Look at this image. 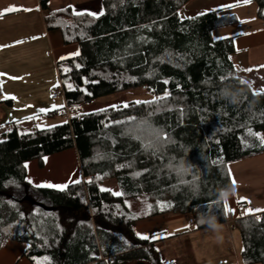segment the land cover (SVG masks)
I'll return each instance as SVG.
<instances>
[{
  "label": "trees",
  "instance_id": "16d2710c",
  "mask_svg": "<svg viewBox=\"0 0 264 264\" xmlns=\"http://www.w3.org/2000/svg\"><path fill=\"white\" fill-rule=\"evenodd\" d=\"M189 1L102 0L98 17L71 8L46 13L47 29L79 46L76 58L58 64L68 108L136 89L155 99L4 134L0 250L8 241L25 243L30 264H165L154 241L135 235L138 220L196 211L198 230L224 223L228 164L264 154V91L253 93L234 69L232 39L213 40L227 20L215 12L179 18ZM255 1L264 21V0ZM66 150L75 153L79 183L58 191L26 181L27 162L42 165ZM107 180L118 196L99 189ZM234 228L242 264H264V212Z\"/></svg>",
  "mask_w": 264,
  "mask_h": 264
},
{
  "label": "crops",
  "instance_id": "0c3cea01",
  "mask_svg": "<svg viewBox=\"0 0 264 264\" xmlns=\"http://www.w3.org/2000/svg\"><path fill=\"white\" fill-rule=\"evenodd\" d=\"M40 1L0 0V11L12 6L17 9L0 16V103L10 109L7 114L14 129L29 118L34 121L27 126L28 130L53 128L55 115L62 112L65 104L62 99H51L59 85L58 64L79 55L77 44L64 45L58 31L47 29L46 13L66 8L96 14L102 11V0H48L46 10L41 8ZM238 2L226 16H218L227 22L213 30L212 36L220 30L224 34L218 40L232 39L234 52L230 61L236 72L257 73L259 80H264V21L257 16L255 0ZM53 105L56 110H51ZM37 119L44 121L40 129L35 125ZM227 170L232 187L225 191L229 193L227 198L222 196L223 213L227 212L222 217L224 223L198 230L188 223L189 215L165 214L138 220L133 227L137 238L154 241L165 264H242L234 223L264 212V154L230 163ZM240 206L252 211L243 217L238 211ZM186 228L188 232L183 231ZM27 249L25 243L8 241L0 250V264H30L24 257ZM171 254L183 257L173 262Z\"/></svg>",
  "mask_w": 264,
  "mask_h": 264
},
{
  "label": "rangeland",
  "instance_id": "374dc122",
  "mask_svg": "<svg viewBox=\"0 0 264 264\" xmlns=\"http://www.w3.org/2000/svg\"><path fill=\"white\" fill-rule=\"evenodd\" d=\"M238 1L239 0H191L190 2H188V5L186 7H184L183 9L179 11L178 15L180 19H187L190 17H194L196 15H200V14L208 13V12H215L217 16H226L228 11L233 10L235 7H237L236 5ZM235 29H238V28H235ZM223 34L224 32H220V30H218L217 32L213 34V40H218V38L222 37ZM239 76L244 83H247L250 86L253 93H260L264 91V80L261 76H260L261 80H259V75L257 73L252 72V73H249V75L248 73H245L242 75L239 74ZM61 99L62 98H59V102H61ZM152 99H155V95L149 93L145 89L131 90V91H127L120 95L104 97L99 102L92 101L88 105H82V106H79L78 108L69 107L68 117L62 115V112L64 111V108L66 107V104H64L61 110L62 112H60V114L57 113V115H55L56 119L54 120L55 121L54 126L56 127V126L68 123L69 120L76 114V112L78 114H86L90 112L106 110L109 108H115L112 106H116V107L124 106L125 104L131 103V102L137 103L139 101L140 103H144ZM8 110H10L8 107H5L0 103V142L3 141L4 134H7L14 129V127H12V124H9V122L11 121L10 120L11 117L7 114ZM12 114L14 116L13 112ZM33 121L34 120L31 118L23 120L17 124V127L15 129H18L20 132L24 134L34 132L36 129H33V130L27 129V126L31 125ZM42 122H44L43 119H37V121L35 122V125L39 126L37 127V129H40V126H43V125H40ZM25 168H26V174H27L26 181L29 184L34 185L36 187H38V185H47V184L69 186V185L75 184L73 181H76V180L80 181L78 163H77L76 156L73 150H66L64 152L46 157L43 159L42 165L38 161L27 162L25 164ZM40 188H52V189L60 191V189L55 188V187L45 186V187H40ZM99 189L101 191L111 192L115 196L119 195V190L117 188L115 181L113 180H107L103 182L99 186ZM32 197L35 200L40 201V198H37L34 195H32ZM128 205L129 207L133 208L136 211V213L139 215L143 212L141 211L140 206H138V208L136 207L137 205L135 203L129 202ZM227 207H229V204ZM240 207L241 208L238 210L240 215L241 216L247 215V212L249 211L245 210L244 207L242 208V206ZM226 214L224 212L223 216H225ZM189 218L196 219L197 218L196 211L195 213L190 214L188 219ZM194 226H195V221H194ZM183 231L188 232L189 229L186 228ZM178 257H183V256L178 255V254H171L170 260L175 262L177 261L176 258L178 259ZM162 261L164 262V260ZM126 264H147V263L132 262V263H126Z\"/></svg>",
  "mask_w": 264,
  "mask_h": 264
},
{
  "label": "snow or ice",
  "instance_id": "6c2138e0",
  "mask_svg": "<svg viewBox=\"0 0 264 264\" xmlns=\"http://www.w3.org/2000/svg\"><path fill=\"white\" fill-rule=\"evenodd\" d=\"M71 7V6H70ZM15 10H17L14 6H12V7H9L8 9H5V10H2V11H0V16H2V15H4L6 12H10V11H15ZM27 10V9H26ZM74 14H76V15H83V14H85V13H83V12H75L74 11ZM87 14H89V15H94V16H99V15H103L104 13H103V10L100 12V13H98V14H96V13H87ZM78 54V53H77ZM61 59H63V57L61 58ZM58 86V85H57ZM69 88H71V86H69ZM137 103H140L139 101L137 102ZM125 107H127L128 105L127 104H125L124 105ZM59 107H62V106H59ZM112 107H116V106H112ZM57 109V106L56 105H53L52 106V109L51 110H56ZM41 111H45V110H43V109H41ZM53 127H55V126H53ZM251 134V133H250ZM258 135V134H257ZM262 143H264V139H262ZM26 167H27V165H26ZM74 183H79L80 181L79 180H76V181H73ZM233 183H235V181H233ZM55 187V188H58V189H60V190H63V189H65L66 187H67V185H52V184H47V185H38V187ZM225 208H227V205H225ZM249 211H252V210H249ZM256 211H261V210H256ZM143 239H149V237L148 236H143L142 237Z\"/></svg>",
  "mask_w": 264,
  "mask_h": 264
},
{
  "label": "built area",
  "instance_id": "2783aa9c",
  "mask_svg": "<svg viewBox=\"0 0 264 264\" xmlns=\"http://www.w3.org/2000/svg\"><path fill=\"white\" fill-rule=\"evenodd\" d=\"M59 98H62L63 99V90H62L60 84L57 86V88L51 94V99L52 100H57ZM68 109L69 108L67 106L64 108V111L62 112V115L63 116L68 117V114H69ZM188 223L191 224V225H194V219L189 218L188 219Z\"/></svg>",
  "mask_w": 264,
  "mask_h": 264
},
{
  "label": "water",
  "instance_id": "95a60500",
  "mask_svg": "<svg viewBox=\"0 0 264 264\" xmlns=\"http://www.w3.org/2000/svg\"><path fill=\"white\" fill-rule=\"evenodd\" d=\"M25 201L29 202L30 204L34 205V206H37L45 211H50L51 209L50 208H47L45 207L44 205L40 204V203H37L35 202L34 200L30 199L29 197H25L24 198Z\"/></svg>",
  "mask_w": 264,
  "mask_h": 264
},
{
  "label": "clouds",
  "instance_id": "9594fccd",
  "mask_svg": "<svg viewBox=\"0 0 264 264\" xmlns=\"http://www.w3.org/2000/svg\"><path fill=\"white\" fill-rule=\"evenodd\" d=\"M222 195L224 196V198H227L229 193L228 192H224V193H222Z\"/></svg>",
  "mask_w": 264,
  "mask_h": 264
}]
</instances>
